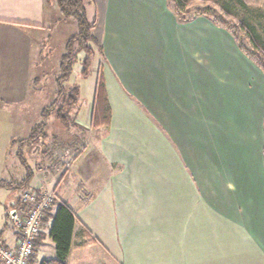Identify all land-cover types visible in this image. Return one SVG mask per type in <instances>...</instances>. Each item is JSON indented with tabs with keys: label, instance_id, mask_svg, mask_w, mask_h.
<instances>
[{
	"label": "crops",
	"instance_id": "0c3cea01",
	"mask_svg": "<svg viewBox=\"0 0 264 264\" xmlns=\"http://www.w3.org/2000/svg\"><path fill=\"white\" fill-rule=\"evenodd\" d=\"M88 4L111 109L110 124L100 128L107 171L96 170L89 188L79 182L84 190L73 198L71 180L58 184V201L90 232L77 227L74 238L87 243L73 245L67 264H264L261 69L234 46L247 73L227 74L221 49L233 36L205 16L179 22L168 0ZM57 13L48 0H0V173L22 125L6 130L7 114L31 109L35 67ZM38 122L25 125L23 138ZM14 166L19 182L26 171ZM46 167L32 187L51 188ZM54 212L30 264L56 258ZM0 233V241L16 244L7 222Z\"/></svg>",
	"mask_w": 264,
	"mask_h": 264
},
{
	"label": "rangeland",
	"instance_id": "374dc122",
	"mask_svg": "<svg viewBox=\"0 0 264 264\" xmlns=\"http://www.w3.org/2000/svg\"><path fill=\"white\" fill-rule=\"evenodd\" d=\"M52 2L56 3V0H48V6H50ZM202 6H204V4L197 1L194 2L191 8L196 9V7ZM93 9H91V6H87V16L89 19H92L94 17L95 12L93 11ZM77 31L78 23L74 17L65 18L58 13L54 17V21L50 26V32H48L49 37L47 38V42L44 46L43 56L41 57L40 62H38L37 66L35 67L39 81L34 82L33 85V93H31L30 98V104L32 105L31 109H29V111L25 112L23 115H19V112L14 113V116H17L19 119L7 114V126L5 127L6 130L9 129L12 125H16L19 123L22 124L19 134L15 135L17 138V143L19 139L23 138L26 133L25 125L37 118L39 122L42 120L40 107L50 105L58 98L55 79L59 71V61L64 52L67 41ZM262 34L264 36V31H262ZM97 42L98 45L90 43L95 50V54L92 58L88 74L83 75L82 73H80L83 69V66L82 62L78 61L74 64L73 73L69 82H67V89L64 97H66V95L70 93V90L74 88H78L80 94L79 103H76V105L68 109L69 116L71 117L70 121L73 122L69 127V130L63 128L62 122L58 120L56 114L53 113V115L49 118L48 126L46 129L47 137H41L35 143H30L27 146L28 148H26L24 151L25 157L27 158L28 162L35 169V180L38 179L40 174L48 172V168L46 166L52 167L50 169L51 180L49 182L51 188L49 189V187H47L46 192L53 193L55 191V194H57L56 192H58L57 190L59 189L58 184L62 183L61 180L64 179L63 181H65V183L71 180L70 183L72 184V186L68 189V191L69 195L73 198L74 196H76L77 188L80 186V184L84 185L85 182L86 185L84 187L89 188L88 185H91L90 183L96 170H102V173L107 171L106 165L103 164L100 157L101 137L103 136L104 129H95V127L91 123L92 107L95 101V90L97 79L99 76L100 63L104 61V54L101 50V44L99 41ZM231 44L229 47H227L225 44H222V46H226L224 49H221V53L223 54L222 57L227 58L225 63H223L225 64L224 66H226L227 70L225 72L227 74H231L237 69H240V71L244 75L247 72L244 70V65L242 64V62L235 56L236 54H233V50H235L234 46L237 48L238 52L243 51L240 49L236 41L232 45ZM217 50H220L219 47H217ZM81 57L83 59L84 53H81ZM230 59L232 61H230ZM261 77L264 91L263 71L261 72ZM221 78L222 79L220 81H223V76H221ZM34 91L38 92L37 95L39 96L37 97L36 101H34ZM62 97L63 96H61L57 100L59 104L65 101V98L63 97L64 99H62ZM34 103L37 108L33 107ZM63 111L64 113H67V111ZM259 130L261 131L262 136L264 131V100L262 105L261 118L259 121ZM67 131L69 132V134L67 133ZM257 137L258 136L256 133V137L251 134L250 138H255L254 140H256L258 139ZM262 145L263 138H261L260 143L261 147ZM256 147L258 150V145ZM17 150V144H15L11 151V155H7L8 157L5 167L0 173L1 182L17 181L16 176L18 172L14 166V163H17L18 166L20 165L19 159H17L16 157ZM263 158L264 157H262L261 149L262 166L264 165ZM215 168L217 167L215 166ZM23 169L25 170L24 167ZM62 176L64 177L62 178ZM83 185L80 186L82 190H84ZM54 187L56 188L54 189ZM18 194L19 191L17 189H8L0 186V228L4 226L6 220H10V215L8 212L9 208L7 206L9 205L8 203L17 199V197L19 196ZM8 198H10V202ZM0 262L2 263L1 260Z\"/></svg>",
	"mask_w": 264,
	"mask_h": 264
},
{
	"label": "trees",
	"instance_id": "16d2710c",
	"mask_svg": "<svg viewBox=\"0 0 264 264\" xmlns=\"http://www.w3.org/2000/svg\"><path fill=\"white\" fill-rule=\"evenodd\" d=\"M197 1L202 2L204 6L192 9V5ZM89 2L91 0H56L60 15L65 18L74 17L78 23V31L67 41L59 61V71L55 79L58 98L64 97L66 94L67 82L71 78L76 62H82L83 69L80 73L83 75L88 74L92 58L95 54V50L90 43L98 45V40L94 35L96 20L91 21L87 16V4ZM168 2L170 9L181 23L190 22L198 16H205L215 25L227 30L233 36L243 53L264 72V36L262 34V31H264V0H168ZM81 53H84L83 59ZM72 90L64 97L65 101L61 102V104L57 102V98L50 105L43 107L41 111L42 120L34 125L27 138L19 139L18 143H16L18 149L16 157L19 159L21 166L25 168L26 176L19 182L3 181L1 184L8 189H17L19 196L24 190L33 189L38 192H46L45 190H40V188L32 187L31 181L33 180L35 171L25 157L23 148L30 143H35L41 137H47L46 129L49 118L53 113L62 122L63 128L69 130L73 122L70 121L71 117L69 116L68 109L80 101L79 89L74 88ZM63 97L62 99H64ZM63 110L67 111V113H64ZM110 117L111 109L104 81L101 79V76H98L91 123L95 129L108 127ZM67 133L69 134L68 131ZM53 194H55V191ZM19 196L17 197L18 199ZM18 199L12 203L13 205L11 204L12 207H8L10 220H6V222L8 226H12L13 228L11 210L18 204ZM52 217L53 222L50 228V235L55 243L56 258L43 260L41 264H67V258L73 245L83 246L87 243L76 241L74 238L77 227L80 232H90L85 226L77 222L75 212L71 206L67 202L58 201V198ZM0 244L5 243L0 241Z\"/></svg>",
	"mask_w": 264,
	"mask_h": 264
},
{
	"label": "built area",
	"instance_id": "2783aa9c",
	"mask_svg": "<svg viewBox=\"0 0 264 264\" xmlns=\"http://www.w3.org/2000/svg\"><path fill=\"white\" fill-rule=\"evenodd\" d=\"M18 200L11 210L18 238L14 246L0 244L2 264H30L37 251L39 235L45 228L47 213L54 212L57 206L55 194L33 189L22 191Z\"/></svg>",
	"mask_w": 264,
	"mask_h": 264
}]
</instances>
